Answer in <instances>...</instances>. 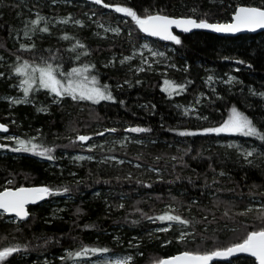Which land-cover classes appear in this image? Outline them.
I'll return each instance as SVG.
<instances>
[{
  "label": "trees",
  "instance_id": "16d2710c",
  "mask_svg": "<svg viewBox=\"0 0 264 264\" xmlns=\"http://www.w3.org/2000/svg\"><path fill=\"white\" fill-rule=\"evenodd\" d=\"M67 1L69 0H0V45H3L0 47V56L4 57V61L0 63L5 64L0 67V72H9L6 65L14 60L10 53L15 52L18 47L14 37L23 27V21L36 12L50 20L71 14L75 19H82L86 26L68 28L55 25L50 37L37 40V47L41 50L60 49L65 65L68 66V57L71 55L66 51L68 44L57 38L64 32L76 36L91 50V55L82 57L80 62L95 64V73L101 83L111 85L118 101L122 100L124 103L78 105L65 100L57 105L52 104L51 98L41 92L31 97L32 103L12 106L6 98L18 97L22 93L12 86L15 79H0V122L9 123L7 134H18L23 139L39 134L35 142L55 147L53 155L56 157L55 160L48 161L28 153L8 151L7 154H1L0 185L8 179H14L16 186H67L70 189L65 195L49 197L43 204L31 207V215L26 222L11 224L0 220V247L14 244L29 247V252L15 255L13 264H43L45 260L48 264H74V259L62 260L61 257H65L68 251H77L82 245L106 247L110 249L109 252L132 255L134 264H153L154 260L175 255L185 248L211 250L236 242L243 236L245 226L258 223L255 211L248 216H240L238 213L251 206L254 200H264V159L254 156V166L250 167L235 152L219 145L226 135L182 138L167 129L178 127L182 130H197L218 125L227 118L232 106L245 112L259 127L264 128V101L259 96V93L264 92V32L235 38L202 32L177 34L182 40L181 45L168 41L166 43L174 47L175 54L172 56L179 71H170L166 77L156 72L126 74L125 70L117 66L118 63L110 68L104 66L112 56L130 51V37H127L126 31L118 38L98 39L97 26L85 16L86 10H90L89 6L80 5L82 0H73L71 5ZM105 2L134 6L140 11L144 8L151 11L163 8L166 14L177 18L193 16L191 10L195 8L196 17L206 18L213 23L229 22L234 7L238 5L264 4V0ZM95 6L98 14L103 11L111 12L110 15L117 14ZM117 15L129 20L121 14ZM119 24L133 30L136 39L143 35L135 30L130 20L128 23L120 21ZM157 44L163 45L161 42ZM22 55L29 58L31 54ZM236 60H243L245 63L236 64ZM248 64L252 67L249 68ZM208 67H212V74L207 73ZM224 73H230L236 80L231 84L219 81L218 76ZM208 76H212L213 81L206 82ZM164 79L187 83V91L169 99L160 91ZM118 84L123 87L117 88ZM250 90L257 95H252ZM197 99H200L199 104H195ZM190 103L195 104L199 114L208 116L209 120L182 118L176 113L174 105ZM152 105H155L154 109ZM40 107L47 108V113L37 111ZM129 126L149 127L152 131L144 134L125 133L123 129ZM111 127L118 131L114 134L105 133V138L111 134L118 140L122 136L145 140L142 144L126 142L125 147L119 144L106 147L109 154L116 156L118 160H124V164L111 160L101 163L104 160L101 153H96V159L91 161L69 160L76 153L84 152L85 144L72 143L78 133L102 139L104 136H97L95 133L101 128ZM237 138L251 141L261 150L260 141L242 136ZM3 144L12 146L11 142ZM189 148L191 151L184 155V150ZM173 156H183V160H172ZM157 157H160L158 161ZM136 163L142 167H134ZM209 165L215 168V173L210 170ZM150 167L160 170L163 181H160L155 172L148 171ZM220 171H224L226 175L220 177ZM129 174L132 176L131 180L126 179ZM177 176L180 177L179 180H176ZM213 176L220 181L219 184H212ZM189 178L192 183H189ZM206 179L210 185L208 188H205ZM170 180L174 183L169 184L167 181ZM137 181L151 184L152 187H144ZM230 189L235 191H229ZM171 197H176V200L173 201ZM53 200H59L61 206H64V210L56 218L52 217ZM193 200L198 203L192 205ZM121 203L124 204L123 209L118 208ZM169 204L182 216L194 217L195 221H202L203 216H208L207 221L194 222L195 243H177L175 229L167 233L154 231L165 224L159 221L153 223L137 211L140 209L149 216H155L162 214ZM189 206L191 212L188 211ZM226 210L231 219L223 215ZM133 220L138 223L133 224ZM17 228L20 230L17 231ZM169 239L173 243L163 246V242ZM137 244L138 248L135 247ZM38 245L40 246L37 247ZM250 260L251 258L242 257L215 264H248Z\"/></svg>",
  "mask_w": 264,
  "mask_h": 264
},
{
  "label": "snow or ice",
  "instance_id": "6c2138e0",
  "mask_svg": "<svg viewBox=\"0 0 264 264\" xmlns=\"http://www.w3.org/2000/svg\"><path fill=\"white\" fill-rule=\"evenodd\" d=\"M92 5H98L103 9H110L112 12L121 14L125 18H129L135 30L138 33H142L145 37L156 38L160 41H168L174 45H181L182 40L174 34V29L179 30L181 33H190L194 29L209 30L213 33L221 34H237L243 32H256L258 29L264 30V4L260 5H238L234 7L229 22L224 23H213L209 22L206 18H198L195 16L196 9L193 8V16H182L174 17L165 13L163 8L156 11H151L149 8H144L142 11L136 9L134 6L107 3L105 0H89ZM87 15V13H85ZM96 15L95 12L92 13ZM206 15V14H205ZM91 19V17H89ZM129 20H125L128 23ZM54 21V23H53ZM73 24L76 27L84 28L86 25L82 20L75 19L71 14L62 18H53L50 20L47 16L41 15L40 12H36L32 17L23 21V27L19 29L15 35L18 47L15 52L10 53L14 57L11 64L6 65L9 72H0V79H15L13 87L19 89L22 93V97H7V101L12 106L21 104L32 103L31 97L35 94L43 92L46 96L51 98L53 104H62L65 100H70L75 104L88 103L91 105H100L102 102H108L111 104L120 103L123 105V101H118L117 97L113 94L112 86L109 84H102L100 79L95 73L96 66L93 63H81L82 57L91 55V50L82 40L74 35H70L64 32L57 39L60 41L67 42L68 46L66 51L71 55L68 57L70 63L68 66L65 65V58L61 54L60 49L53 50L52 48L39 49L37 47V40H43L45 37L52 35V28L55 25H68ZM98 28H102L104 33H113L116 36L121 35L120 27H106L103 24L97 23ZM22 33V36L20 35ZM11 35V32L9 33ZM96 35H100L96 33ZM129 37L131 32L128 33ZM106 38V37H105ZM3 47V45H0ZM144 50H147L153 58L164 57V52L154 50L148 43L140 45L139 56L141 58L140 66L135 69H130L136 74L145 72L151 69L152 65L149 60L144 56ZM23 53L31 54L29 58H26ZM47 53V55H45ZM136 56V52H133L132 56H126L120 60V64L123 65L126 62L131 61ZM228 59V57H225ZM4 61V57L0 56V62ZM115 59L109 61V64L114 65ZM236 64H244L243 60H236ZM5 64L0 63V67H4ZM109 65L106 64L105 67ZM175 67L174 65H172ZM249 68L251 64L247 65ZM239 71V69H237ZM236 78L229 76L227 83L231 84ZM213 81L212 76L207 77L206 82ZM125 83L130 85V82L125 80ZM140 83V81H137ZM188 83H191L189 81ZM117 88H122L123 85L118 84ZM187 83H176L169 79L163 80V86L160 91L165 93L169 99L174 96L181 95L187 91ZM213 92L215 89H212ZM252 95H257L255 91H252ZM203 96V94H201ZM261 99H264V92L259 93ZM219 98V97H218ZM200 99L195 101V104H199ZM35 106V105H33ZM147 107V106H145ZM153 109L155 105L151 106ZM177 108H183L182 115L185 117H192L195 114V119L208 121V116L199 114L198 109L195 107H183L177 105ZM39 112L47 113V108L40 107L37 109ZM264 122V118H262ZM15 123V121H13ZM168 131L173 132L176 136L182 138L188 137H209V136H221L224 135H237L246 138H253L254 140L261 142V150L258 151L256 148L251 150L244 148L240 144H227L225 145L228 149H233L237 153L244 163L248 166H254L253 157L264 159V128H261L254 122V119L245 112L240 111L236 106H232L227 118L215 126L201 127L197 130L192 129H180V128H169ZM117 128L111 127L106 128L103 131L95 133L97 136H104L105 133H116ZM125 133L142 134L149 133L152 131L149 127L140 126H129L123 129ZM9 128L6 124L0 123V133H8ZM5 139L11 141V145L0 144V149L10 151L13 153H28L32 156L39 157L43 160L53 161L56 157L53 155L55 147L45 146L41 143H37V137L30 139H23L16 136H7ZM91 135L77 134L75 139L72 140L73 144L80 143L81 145L87 144L88 141L92 140ZM125 142H133L142 144L140 140H129V137L125 136L123 141H120V146L125 147ZM115 143V141H114ZM96 147H103V145H88L86 151L92 152ZM111 150V149H110ZM191 149L184 150V155H188ZM197 157H193L196 159ZM76 161H91L94 159L92 156L78 155L73 157ZM157 161L160 157L156 158ZM172 160L180 159L183 160V156L171 157ZM109 160L115 161L117 164H124V160H118L115 157H106L101 163H107ZM136 168H141L142 165L136 163L133 165ZM186 166V165H185ZM210 170L215 173V168L209 165ZM148 171L155 172L160 181H163V177L159 169L154 167L148 168ZM75 175V173H72ZM220 177H224L226 173L220 171L218 173ZM126 179L131 180L132 176L129 174ZM180 177L177 176L176 180ZM169 184L174 181H167ZM219 180L215 176L212 178V184H219ZM79 183V182H77ZM144 187L151 188V184H146L143 181H137ZM189 183H192L189 178ZM210 187L205 180V188ZM257 187V185H252ZM70 189L65 186L63 188H54L47 185L41 186H16L14 179H8L6 185H0V220H4L7 223L19 224L29 220L31 215L30 205H37L41 201L46 200L49 197L65 195ZM217 191H221L217 189ZM229 191H235L230 189ZM252 193L250 192L249 195ZM97 195H99L97 193ZM173 201L176 197H171ZM196 200L192 201V205H196ZM181 206L183 204L181 202ZM118 208L123 209L124 204L118 205ZM79 212V209L77 210ZM141 212V216L147 220L156 223L159 221L161 224H166L165 227H159L156 229L157 232L167 233L173 230L176 226L179 235L176 237V242L179 244L195 243L196 231L194 230V222L201 223L208 220V216L202 217V221H195V218H187L182 216L172 204H169L166 210L162 214L149 216L143 213L142 210L137 209ZM188 211L191 212V206L188 207ZM253 211L257 213L256 220L258 223L245 226L244 234L239 237L236 242H232L226 246H217L211 250H188L185 248L183 251H179L178 254L171 255L164 258H158L153 261V264H213L214 261L229 260L232 257H238L240 254H244L245 257L252 258L248 264H264V203L259 208L254 209L253 207H246L244 211L239 212L240 216H248ZM223 215L229 219V211L226 210ZM215 220V215L213 214ZM133 224L138 221L133 220ZM20 229L17 228V231ZM206 230V229H205ZM236 231V229H233ZM151 235V233H150ZM158 238V237H157ZM119 238H117L118 240ZM135 239V237L133 238ZM49 241H45L48 243ZM173 243L171 239L163 242V246ZM38 245L37 247H39ZM139 247V245H135ZM30 249L27 245L21 246L19 244L7 245L0 247V264H13L15 255L21 252L27 253ZM110 249L104 247H90L82 245L77 251H68L65 257H61L62 260L74 259L77 264L81 260H85L86 264H134V256L126 255L122 258L116 259H100L92 261L94 256H103L107 254ZM43 264H48L45 260Z\"/></svg>",
  "mask_w": 264,
  "mask_h": 264
},
{
  "label": "rangeland",
  "instance_id": "374dc122",
  "mask_svg": "<svg viewBox=\"0 0 264 264\" xmlns=\"http://www.w3.org/2000/svg\"><path fill=\"white\" fill-rule=\"evenodd\" d=\"M67 3L71 5L72 3H74V1L73 0H69V1H67ZM79 3H82L80 5H83V6H86V5L89 6V9L90 10H86L87 15H85V16L87 17L88 20H90L92 22V24H94V25L97 26V23H100V24H103L106 27H108V26L113 27V28L114 27H120L121 30H122L121 31V35L123 34L124 31H126L127 37H129L128 33L131 32V36L128 39V42H130L129 43L130 44V51H128V53H126V54H122V55H119V56L114 55L109 60V61H111V60H113V58L115 60H117L115 64L117 65V63H118L117 66H119L120 69L125 70V73L126 74L128 72H129L128 74L135 73L134 71H131L130 69H135L138 66H140V63H141V58L139 56L140 45H142L144 43H148L150 45V47H152L156 51L164 52L165 53V56L164 57H156V58H153L151 56V54L147 50H144V56L149 60V62L152 65L151 69H148L145 72H156V73H158V75H163V77H166L170 71H175L176 72V71H179L180 70L176 66V64L174 63V60H173V56L172 55L175 54L174 53L175 50H174V47L172 45H170V44H168L166 42H162L163 45H158L157 43L159 41L153 40L150 37H145L143 35L139 39H136L137 37L135 35H133V30H130L127 27H122L119 24L120 21H122L123 23H125L124 22L125 19H122L119 15H117V14L110 15L111 12H108V11H103L100 14H98L97 11H96V9H95L96 6L95 5H92V4H89V0H82ZM93 12L96 13L95 16L92 15ZM89 17H91V19H89ZM79 20H82V19L79 18ZM62 26H66L68 28L75 27L71 23L68 24V25H62ZM97 32L100 34V35H97V38L98 39H107L108 37H116V38H118L119 36H121V35L116 36V35H114L111 32L104 33L103 32V29L102 28H98V27H97ZM134 51L136 52L135 58L132 59L131 61L126 62L125 64L121 65L120 64V60L123 59L126 56H132ZM106 64L109 65L108 66L109 68L113 66L112 64H109V62L108 63H104V66ZM172 65H174L175 67H173ZM206 71H207V73H211L212 74V67L206 68ZM229 76H231L230 73H224V74L219 75L217 79L219 81H221V82H223V83L226 84ZM18 97H22V95H19ZM262 100L264 101V99H262ZM177 105H181L183 107H195L196 109H198L195 106V104H192V103H190V104H176V105H174V109H175L176 113L180 117H182V118L185 117V116L182 115L183 108H177L176 107ZM194 117H195V114H193L192 117H185V118L189 119V118H194ZM6 124H7V126L9 125V123H7V122H6ZM104 129H106V128H103V129L101 128L100 131H103ZM7 136H16V137H20L21 138V136H19L18 134H14V133L7 134V133H5V134H3V135L0 136V144L6 143V142H11V141L5 139V137H7ZM38 136H39V134H36L33 137H38ZM237 137H238L237 135H226V137L222 141L219 142V145L222 146V147H225V145H227V144H240L244 148H247L249 150H251L252 148H256L258 151H260V149L257 147V145L255 143H253L251 141H248V140L245 141V140H242V139L237 138ZM123 140H124V136H122L120 138V140H118L117 137H115V136H113L111 134H110V136H106V138H105V136L102 137V139H94L93 138L87 144H85V146H84V152H82V153H76L75 155L69 157V160L70 161H75V162H80V161H76V160L73 159V157L78 156V155L92 156V157H94V159H96V153H101L102 154L101 157L103 159H105L106 157H115L116 158V156L109 154L110 152L106 150V147H110L112 144H119L120 145L119 142L120 141H123ZM129 140L131 141V140H134V139L132 137H130ZM136 140H140V141H143V142L145 141V140H142V139H136ZM114 141H115V143H114ZM97 144L98 145H103V147H96L95 150L92 151V152L86 151V148L88 147V145H97ZM226 149L229 150V151L235 152V150H233V149H228V148H226ZM1 150H2V152H0V155L1 154H7L8 153V151H6V150H3V149H1ZM98 151H101V152H98ZM236 155H237V153H236ZM116 159H118V158H116ZM119 160H122V159H119ZM111 161H113V160H111ZM1 185H6V182L3 183V184H1ZM60 203L61 202L59 200H53V203H52L53 206L51 208L52 209V213H53L52 214V217L53 218H56L57 216H59L61 214V212L64 210V206H61ZM262 203H264V200H262V199H256V200L253 201V203L251 204L250 207H253L254 209H256V208H259ZM5 223H7V222H5ZM11 224H15V223H11ZM165 226H167V225L166 224L163 225V227H165ZM156 229L154 231H156ZM173 229H175L174 230L175 231L174 233L176 234V237H177L179 235V232L177 230V227L174 226ZM126 255H128V254L117 253V252H108L107 254H104L103 256H94L91 259H92V261H97V260H100V259H116V258H122V257H124ZM73 263L74 264H77L76 261H74ZM79 264H86V262H85V260H81L79 262Z\"/></svg>",
  "mask_w": 264,
  "mask_h": 264
},
{
  "label": "water",
  "instance_id": "95a60500",
  "mask_svg": "<svg viewBox=\"0 0 264 264\" xmlns=\"http://www.w3.org/2000/svg\"><path fill=\"white\" fill-rule=\"evenodd\" d=\"M173 31H174V34H180V35H191V34H193V33L202 32V33H208V34H212V35L219 36V37H225V38H235V37H239V36H243V35H258V34L264 32V30H260V29H258L256 32H243V33H237V34L233 35V34L213 33V32H211V31H209V30H202V29H194V30H193L192 32H190V33H181V32H180L179 30H177V29H174ZM150 38L153 39V40H157V41H159V42H166V41H160V40H158V39H156V38H152V37H150ZM0 123H2V122H0ZM4 124H5V123H4ZM6 125H7V124H6ZM8 128H9V127H8ZM0 134H5V133H0ZM142 134H144V133H142ZM34 186H41V185H34ZM47 199H48V198H47ZM47 199L44 200V201H41V202H40L39 204H37V205L43 204L45 201H47ZM37 205H30L29 208L34 207V206H37ZM29 218H30V217H29ZM25 222H26V221H25ZM176 254H178V253H176ZM241 257H245L244 254H240V256H238V257H232V258H230L229 260L214 261L213 264H215V263L229 262V261H231V260H233V259H237V258H241ZM247 258H249V257H247ZM251 259H252V258H251Z\"/></svg>",
  "mask_w": 264,
  "mask_h": 264
},
{
  "label": "bare ground",
  "instance_id": "6f19581e",
  "mask_svg": "<svg viewBox=\"0 0 264 264\" xmlns=\"http://www.w3.org/2000/svg\"><path fill=\"white\" fill-rule=\"evenodd\" d=\"M162 43V42H161ZM242 258V257H241ZM234 260V259H233Z\"/></svg>",
  "mask_w": 264,
  "mask_h": 264
}]
</instances>
